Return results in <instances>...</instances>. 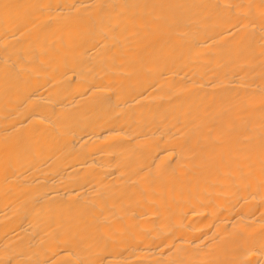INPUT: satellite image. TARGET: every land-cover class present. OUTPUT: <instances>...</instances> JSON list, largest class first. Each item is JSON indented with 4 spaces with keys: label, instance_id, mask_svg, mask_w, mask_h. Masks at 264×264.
I'll return each mask as SVG.
<instances>
[{
    "label": "bare ground",
    "instance_id": "1",
    "mask_svg": "<svg viewBox=\"0 0 264 264\" xmlns=\"http://www.w3.org/2000/svg\"><path fill=\"white\" fill-rule=\"evenodd\" d=\"M0 264H264V0H0Z\"/></svg>",
    "mask_w": 264,
    "mask_h": 264
}]
</instances>
